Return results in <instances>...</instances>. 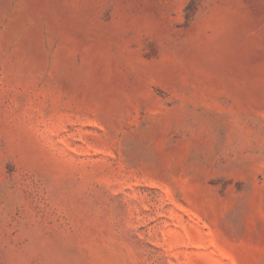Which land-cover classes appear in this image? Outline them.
Wrapping results in <instances>:
<instances>
[{"label": "rangeland", "instance_id": "rangeland-1", "mask_svg": "<svg viewBox=\"0 0 264 264\" xmlns=\"http://www.w3.org/2000/svg\"><path fill=\"white\" fill-rule=\"evenodd\" d=\"M0 264H264V0H0Z\"/></svg>", "mask_w": 264, "mask_h": 264}]
</instances>
